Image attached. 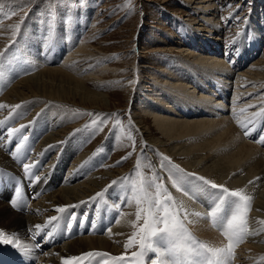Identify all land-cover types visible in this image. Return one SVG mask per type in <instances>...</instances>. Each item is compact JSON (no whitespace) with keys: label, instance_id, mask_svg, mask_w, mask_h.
<instances>
[{"label":"bare ground","instance_id":"obj_1","mask_svg":"<svg viewBox=\"0 0 264 264\" xmlns=\"http://www.w3.org/2000/svg\"><path fill=\"white\" fill-rule=\"evenodd\" d=\"M200 2H205V4L196 5L195 8L202 12L200 14L204 23L198 27L191 26L190 29L191 35H194L192 32H196L200 34L201 38L199 37V41L192 46L193 49H181L184 54L180 56L184 59H176L173 67L168 69L159 68V73L165 77L164 81L163 79L159 80V76L156 79L151 77L160 87L170 84L173 87L170 88L173 89L172 91L164 93L161 89L144 87L140 83L142 81L140 80L141 77L135 79L134 73L139 72L140 74L141 70L147 65L134 64L132 66V70H130L132 72L131 78H134L132 83L136 84H133L131 88L133 89L135 85L137 90L134 96L130 94L128 101L135 100V95L138 98H144L142 103L144 113H136L135 116H131L129 119L134 127L133 130L138 129L143 147L155 148L159 152L164 151V154L178 162L177 164H180L181 167L192 170L217 185H222L229 190L242 189L243 193L252 198V221L254 224L264 223V149L251 141L245 140L246 136H243L242 128L240 130L239 127H236L238 126L237 122L235 123L238 116L243 115V119L247 117L244 112H249L246 114L252 115L260 111L258 101H262L264 95V59L256 61L250 70L245 68L244 72H241L244 63L250 61L252 57V55L246 53L245 48L239 47L238 55L233 58L223 57V45H220L217 36H213L215 32L218 31L219 33L218 27L220 24L215 17L210 16L212 13L209 15V12L215 11L216 2L215 0ZM38 26V24L31 25L24 31V34H28V37L22 38L21 42L18 41L17 50L14 49L12 55H10L11 52L4 54L3 61L6 63L4 62L5 65L2 66V73L0 74V87L3 86V81L6 82L5 79L12 80L13 78L10 77L14 76L16 71L18 73L19 70L20 73L19 68L23 67L21 65L26 67L25 70L30 67L33 74L34 65H37V67H34L35 69H39L41 65L49 64L53 61L52 59L58 48L64 45L62 43L64 40L58 35V31L54 33L52 41L46 44L40 34L42 31L39 33ZM3 34L0 32V51L5 48L4 46L9 38V35ZM197 36L196 34L193 41L198 38ZM254 38H257V34ZM252 45H258V43L254 41ZM95 50L91 45L81 46L75 53H70L72 58L67 54L66 61H69V63L76 61L79 70H84L92 65V63H87L90 60L103 61L105 57L107 58V55H99L95 53ZM185 50L188 52L185 53ZM197 50L199 53L196 52ZM60 54H65V52ZM13 55L17 56L13 57ZM11 59L14 62L13 65ZM58 63L60 64V60ZM64 64L62 65L70 66V71L74 69L71 64L68 65L67 62ZM47 66H41L34 75L30 74L24 76V78L20 75L21 77L12 80L13 82L9 86L4 84L8 88L5 87L6 90L0 91V104L9 106L0 109V121H6V124L0 125V230L13 236L15 241L12 244L0 243V260L8 255L13 264H63V260L68 257L82 256L87 252L99 251L109 255L106 257H85L82 264H103L105 260L108 264H135L132 253L140 251L139 243L134 251H129L132 247L127 251L124 247L132 233L137 230L135 208L131 207L128 211H124L120 220L112 225L114 222L113 219L110 220V217L111 215L117 216L118 213L115 211L116 209L113 211L110 205L112 199L117 200L115 195L117 193H114V188H111V186L105 187L120 174L125 173L126 169H114L108 172L98 171L89 179L83 180L82 183L77 181V183H73L78 170L74 169L71 172V168L67 164L72 156L70 150L76 144L75 141L73 143L68 142L69 144L57 159L50 160L47 163L53 144L60 140L68 129L62 126L57 130L49 131L55 128L52 127V129L42 133L40 140L38 135L39 128L53 125L49 121L52 116L48 115L45 120H42V113H36L43 104L54 102L100 111L111 109V106L114 105L112 104V98L108 92H102L88 86V84H91L90 86L102 84L103 78L96 77L95 72H86V75L84 73V76H81L74 70L73 72L68 71L63 66ZM238 70L239 73H237ZM233 75H235V80H233ZM121 79L124 80L121 77L118 84L123 81ZM129 82L130 80L127 81V83ZM148 93H155L157 96L153 100L147 95ZM215 96H218V98ZM15 105H22V107L13 112L11 106ZM251 105L256 107H250ZM127 109L125 107V111ZM233 109H236V111L234 112ZM262 110L264 108L261 109L263 114ZM148 115L153 119L154 129L162 135V139H153L150 133L155 130L152 127L142 125L141 120H135L137 117H143V121L148 123V119L145 120V118H149ZM252 116L250 117L252 118ZM262 116L261 113L256 116V121L262 122ZM194 117L203 118L193 121L192 118ZM251 118L246 120L251 121L253 119ZM33 121H37V124ZM244 121L242 120V122ZM21 125H30V127H26L15 137L8 136V127L20 128ZM24 132L27 133L28 139L23 142L17 156H13L11 153L16 150ZM10 140L11 143H9ZM47 145L48 147H46ZM107 153L102 154L106 155ZM103 155L99 157H103ZM90 158L92 157L90 156ZM93 159L95 160V157ZM98 160L88 162L86 165L94 167L98 164ZM22 161L34 165L31 171L33 176H39V181L30 179L25 174ZM154 164L156 167L159 165L156 160ZM73 166L75 165L73 164ZM83 166L85 167V164ZM80 176H82L81 172ZM189 183L195 195L188 191ZM185 184H183L184 189L170 186L168 193L179 199L178 201L182 202L183 209L187 211L186 226L199 240L207 242L209 246H225L228 242L227 237L223 235L222 229L209 218V214H204L199 209L200 212H198L199 210L197 212L201 216L195 217L193 216L194 213L191 215L188 212L195 207V204L198 206L197 204L202 197L203 199H207V196L210 197V195L217 197L219 190H212L210 185L201 186L200 181L192 180ZM104 187L106 189L102 192ZM185 191L188 194H185ZM98 193L101 195L97 196ZM103 194L110 195V198L106 200L104 198L102 208H98L97 211H102L104 207H110L111 212L108 214L107 211H103L100 217L94 218L92 210L90 209L89 213L88 209L93 207L96 201L102 200ZM107 195L105 197H108ZM227 198L222 197L224 199L222 201L227 202ZM12 201H15V205ZM17 202L19 203L18 206ZM192 202H195V204ZM122 204H125V202ZM63 206L74 207L68 208L63 213L58 212L57 209ZM224 206L228 207L227 205ZM204 207H202V210ZM218 208L222 209V207ZM207 209L209 210V208H205L204 212ZM193 212L196 213V210ZM224 213L217 212V220L223 219ZM144 215L141 212V216ZM51 217H57V219L50 221ZM36 225H41L42 230L36 229ZM260 228L264 229V226ZM141 235L143 234H139V237ZM238 246L240 249H238ZM238 246L235 248L234 260L231 261V264H264V236H256L252 239L245 237L244 241ZM120 256H124L125 259H112V257ZM136 259H139L142 264H148L150 259H157V256L155 253L148 251L145 252L144 256ZM77 264H80V262H77Z\"/></svg>","mask_w":264,"mask_h":264},{"label":"rangeland","instance_id":"obj_2","mask_svg":"<svg viewBox=\"0 0 264 264\" xmlns=\"http://www.w3.org/2000/svg\"><path fill=\"white\" fill-rule=\"evenodd\" d=\"M200 1L203 0H0V32L9 35L8 37L10 38H8V41L4 46L5 48L0 52L5 55L11 52L10 55H12L14 49L17 50L18 41L21 42L22 38L28 37V34L25 35L24 31H26L31 25L34 26L38 24V29H40L39 33L42 31L40 34L46 44L52 41L54 33L58 31V35L64 40L62 43L66 46L63 45L58 48L52 59L53 61L56 59V62L51 61L49 64L46 63L49 67H51V65L52 67L63 66L70 71V66H64V63L67 62L68 65L71 64L72 68H74L70 72H73L74 70L78 75L81 74V76H84V73L86 75V72L89 73L91 71L95 72L96 77H101L100 79L103 78L104 83L93 84L92 86H90L91 84H88V86L102 92H108L109 96L112 98V104H114L111 106V109L94 111L76 105L48 102L43 104L40 108L41 110L39 109L36 113H42V120H45L48 115L52 116V118L50 117L51 120L53 119L52 121L49 120L50 123L53 124L52 126H42L39 128V140L42 137V133L48 129H52V127L55 128L49 131L57 130L59 127L62 128V126H65L68 129L63 137L53 144L51 153L47 158V163L50 160L57 159V157L64 151L65 147H67L69 143L75 141L76 144L70 150L72 156H69L70 161L67 164V166L71 168V172L74 171V169H76V171L78 170L73 183H82L83 180L85 181L89 179L98 171L108 172L114 169H126L125 173L120 174L117 178L105 185V187L108 185L111 186V188H114V193H117L115 194L117 200L112 199V204L110 205V207L112 206L111 209L113 211L116 209L115 211L118 213L117 216L111 215L110 220L113 219L112 221L114 222L112 225H115L123 216V212L128 211L131 207L135 208L134 211H136V217L137 212L141 207H147L146 204H137L136 198L139 195V192H133V186H135L136 189H139L143 185L147 189L148 186L155 181L163 183L167 192L170 190V186L173 188L175 186L172 181L176 179V177L170 174L168 168L161 167V164L166 163V161L162 160V156H168L164 154V151L162 152L161 149V152H159L155 148L143 147L141 141L142 138L138 133V129L133 130L134 127L131 125L129 119L131 116H135V114L139 112L144 113L142 107L144 98H138V96L135 95V100L132 99L128 101L130 94L134 96V94H136L135 91L137 90L135 85L133 89L131 88L133 84L136 83H132L134 78H131L132 72H130V70H132L131 68L134 64L141 66L147 65L141 70L142 72L140 74L139 72L134 73L135 79L141 77L140 80L142 81L140 83L144 87L147 86L149 88L161 89L164 93L172 91L173 89L170 88L173 87L170 84L160 87L151 77L156 79V77L159 76V80L163 79L164 81L165 77L163 74L161 75V73H159V68L164 67L168 69L173 67L176 59H184L180 56L184 54V51L181 49H193L192 46H194V44H196L201 38L200 34L196 32H192L194 35H191L190 29L191 26L198 27L204 23L200 14L202 12L195 8L196 5L205 4V2ZM215 2V11L209 12V15L212 13L210 16H212V18L215 17V19L219 21V33L217 31L213 36H217L220 45H223V57L233 58L235 55H238L240 48L243 47L245 48L246 53L252 55V57L250 58V61L244 63V66L242 69L240 68V71L242 72L245 68H249L250 70L256 61L264 59V0H215ZM17 25H20L19 30L16 27ZM196 34L198 35V38L193 41L196 38ZM204 34L206 33L204 32ZM255 34H257V38H254ZM46 39L48 40L46 41ZM254 41H256L258 45L253 46L252 44ZM85 45H91L94 50L96 49L95 53H98L99 55H107V58L105 57L103 61H98L97 59L96 61L90 60L87 62L88 64L92 63L89 68L79 70L80 68L78 64H76V61L73 62L74 64L71 62L69 63V61H66V58L68 56L72 58L71 54L75 53L81 48V46ZM70 46L72 47L70 48ZM67 51L70 52L68 53ZM185 51V53L188 52L187 50ZM62 52H65L66 55L60 54ZM196 52L199 53L198 50ZM4 56L3 59L0 57V61H2V64H0V74L2 73V66L6 63L3 61ZM14 56L16 57L17 55H13V57ZM12 59L11 63L13 65L14 62H12ZM59 60L60 64L58 63ZM46 64L41 66L46 67ZM21 66H23L19 68L21 74L18 70V73L16 71V74L10 77L13 78V81L21 76L24 78V76L32 74V69L30 67H27L25 70L26 67L24 65ZM35 66L37 67V65H34V67ZM34 67L32 75H34V73L36 74L40 69V67L39 69H35ZM81 71L83 72L81 73ZM240 71L238 70L237 73ZM17 74L19 76H16ZM121 77L124 78V80L121 79L123 81L118 84V80ZM12 80L5 79L6 82L4 83L3 81V86L0 87V91L6 90V88H8L6 85L9 86L10 83L13 82ZM128 80H130L129 83H127ZM233 80H235V75H233ZM4 84L6 85L4 86ZM147 95L153 100L155 99L154 97L157 96L155 93H148ZM215 97L218 98V96ZM261 100L262 101H258V108L260 107V111H258L259 113L255 112L252 116L246 114L249 112H244L247 116L246 118L243 119V115H240L237 118L240 119L242 116L240 119L242 122V120L244 121L247 118L250 119V116H252L253 119L251 118L252 120L250 124L248 123L250 120L244 121L248 123L247 129L242 128L241 130L239 124L236 123L237 120H235V123L238 124L236 127H239L241 132H243V136L246 131H250L248 134L249 136L245 135L247 138H245V140L251 141L261 149H264V113L262 114L261 112V109L264 108V95ZM127 103L128 105H126ZM125 107L128 108L127 111H125ZM230 111L232 112V109ZM233 111L235 112L236 109H233ZM44 112L48 114L46 115ZM87 113L118 114V116H107L105 123L102 125V130L97 131V128L100 125L94 123L93 116H90ZM260 113L261 116L263 115V119H261L262 122L259 123L256 121L255 117ZM148 116L149 118H145V120L148 119V123L143 121V117H135V120L138 121L139 119L142 121V125L152 127V129L155 130L154 121L150 115ZM201 118L203 117H194L192 119L195 121L196 119L200 120ZM95 119L100 120L101 117L96 116ZM37 121L35 122L36 124ZM23 136H27V133L24 132L22 134V137ZM150 136L153 139L163 138L162 135L156 132V130L151 132ZM46 147H48V145ZM98 149H100L99 152L97 151ZM89 150L90 152H88ZM102 153H107L108 155H103ZM85 155L87 156L85 157ZM101 155H103V157H99ZM90 156L92 158H90ZM93 156L95 157V160L100 158L98 160V164L99 161L100 164L90 167L89 165H86V163L88 164V162L95 161ZM104 156L107 157L106 160ZM124 157H127V159H122ZM153 159L159 164H157L158 167L154 164L155 160ZM170 160L172 164L178 165L187 173L195 174L196 177H202L192 170L181 167L180 164H177L178 162H175L171 158ZM118 161H120L119 164H117ZM138 162L139 167H137ZM73 164L75 166H73ZM84 164L85 167L83 166ZM168 167H170V165ZM80 172L82 176H80ZM84 173L85 175H83ZM191 179V176L185 177L184 180L180 182L181 186L175 187L178 189H184L183 184L188 183V181H198L195 178ZM113 181H117L118 183L113 186ZM105 187L102 188V192L107 188ZM150 191L154 194L156 191L155 187H152ZM229 191L233 190L231 189ZM214 193L218 195L216 192ZM106 195L107 194H103V197H101L102 200L96 201L94 206L88 209L89 213L90 209L92 210L91 212L93 213L94 218L100 217V214L103 211H107L106 213L110 214V207H104L102 211H97L98 208H102L103 199L105 198L104 200H106L107 198H110V195L105 197ZM243 195L247 194L243 193ZM198 196L200 197L201 195ZM212 196H207V199H203V197L201 199L199 198L201 201L198 202V206H196L195 202H192L195 204L196 208H191V210L188 211L189 214L193 215L194 213L193 216L198 217L195 215V212H193L195 210L196 213L201 210L204 214H209L210 211L213 210V208H210V205L214 204V202L216 208L222 207V209L218 208V212H225V208L227 207L224 205L228 206L229 201L235 199L224 196L223 198H227V202L222 201L224 200L222 197L216 201L217 197ZM176 199L177 198H175V200ZM178 200L179 199L176 200L177 203L179 202L182 204V202ZM124 202L125 204H122ZM202 207H204L203 210ZM205 208H209V210L207 209V211L204 212ZM252 209L251 206L247 213V239L256 238V236H264V229L260 228L264 226V223L258 222V224H254L251 216L253 213ZM143 223V218L137 220L136 232L139 231V228ZM139 238V235L135 237L134 246H132L129 251H134L138 247ZM238 249H240L239 246Z\"/></svg>","mask_w":264,"mask_h":264},{"label":"snow or ice","instance_id":"obj_3","mask_svg":"<svg viewBox=\"0 0 264 264\" xmlns=\"http://www.w3.org/2000/svg\"><path fill=\"white\" fill-rule=\"evenodd\" d=\"M19 30L20 25L16 26ZM4 53L0 52V57H3ZM2 64V61H0ZM250 96L252 94H249ZM9 107L5 104H0V109ZM12 111L15 112L17 109L21 108L22 105L11 106ZM250 107H256L252 105ZM245 111V110H241ZM264 111V110H262ZM93 122L100 125L97 131L102 130V125L105 123L107 116H118V114H92ZM255 115V114H254ZM100 116V120H96L95 117ZM35 123V121H33ZM237 123L241 128H248V123L241 122L239 119ZM6 124V121H0V125ZM30 127V125H21L20 128H7V133L9 137H15L18 133H21L23 129ZM78 131V130H77ZM249 132H245L248 135ZM28 139L27 136H23L16 150L11 154L17 156L20 152V148L23 146V142ZM11 143V140L9 141ZM51 147V146H50ZM98 152L100 149L97 150ZM122 159H127L124 157ZM162 160L166 163L161 164V167L168 168L171 175L175 176L172 182L175 186L180 187L185 177H193L201 182V186H209L212 190H219L220 197L227 196L231 199L228 203V207L225 210L223 219L217 220L218 208L215 204L210 205L213 210L209 213V218L212 219L213 223L218 225L223 232V235L227 237V244L223 247H212L209 246L207 242H203L197 238L194 233L186 226V219L188 213L183 209L182 204H178L174 197L167 192L166 187L163 183H158L153 181L146 189L143 185L136 189L133 186V192H139L136 198L138 205L146 204L147 207H141L137 212V220L141 218L144 219V223L139 228V233L134 232L132 236L129 237L128 241L124 244L125 250L127 251L130 247L134 246V239L137 235L140 236L138 241L140 245L139 252H133L132 258L135 260V264H142L137 257L144 256L145 252L151 251L156 254L157 259H150L148 264H231L234 260L235 248L238 244L242 243L246 237L247 233V213L251 207V197L243 195V190H233L229 191L226 187L222 185H217L204 177H196L195 174H189L185 170L181 169L178 165L172 164L170 158L163 157ZM120 161L117 162L119 164ZM170 165V167H168ZM22 166L26 175L30 179L39 181V176H33L32 168L34 165L29 163H23ZM137 167H139V162ZM259 179V178H257ZM117 181H113V185L117 184ZM155 187L156 191L154 194L151 193V188ZM188 191L192 192L191 184L188 185ZM185 194H188L187 192ZM195 195V192H192ZM101 194H97L100 196ZM15 205V201H12ZM74 206H63L57 209L58 212L63 213L68 208ZM141 212L145 215L142 217ZM196 216H200V213H195ZM57 217H51L50 221H55ZM36 229L42 230L41 225H36ZM48 234L47 232L45 233ZM0 243L12 244L15 243L13 236L7 235L2 230H0ZM19 246V244H17ZM108 253L104 252H87L82 256H72L63 260V264H77L80 262L82 264L85 257H106ZM162 258V259H161ZM113 260H124V256L112 257ZM103 264H108L105 260Z\"/></svg>","mask_w":264,"mask_h":264}]
</instances>
